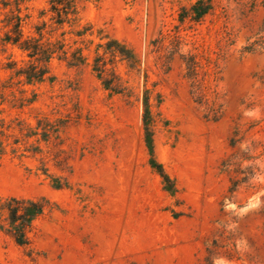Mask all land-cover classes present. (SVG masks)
<instances>
[{
	"label": "rangeland",
	"instance_id": "rangeland-1",
	"mask_svg": "<svg viewBox=\"0 0 264 264\" xmlns=\"http://www.w3.org/2000/svg\"><path fill=\"white\" fill-rule=\"evenodd\" d=\"M197 1L0 0V264H264V0Z\"/></svg>",
	"mask_w": 264,
	"mask_h": 264
},
{
	"label": "trees",
	"instance_id": "trees-1",
	"mask_svg": "<svg viewBox=\"0 0 264 264\" xmlns=\"http://www.w3.org/2000/svg\"><path fill=\"white\" fill-rule=\"evenodd\" d=\"M191 10L195 18L200 19L202 16L208 13L210 7L209 4L205 2V0H199L195 3V5L192 7ZM12 44L19 45L18 41H14L12 42ZM19 46L20 47L25 46V43H22V45ZM23 49L26 50L25 47H23ZM43 75L44 73H40L39 79H41ZM148 116H149L148 106L147 103H145V110H144L145 125H147ZM145 143L149 151V154L152 155L153 141H152V136L148 130H146ZM1 152H2V144L0 143V154ZM150 164L153 168H155L158 171L163 181L165 183H168L169 180L167 176L164 174L162 167L157 165L152 159L150 160ZM4 206L8 213V224H9L10 232L14 236L16 244L21 247L25 246L26 230L30 228L32 221L42 214L43 211L42 205L38 202H33V201L11 199L6 201L4 203Z\"/></svg>",
	"mask_w": 264,
	"mask_h": 264
}]
</instances>
